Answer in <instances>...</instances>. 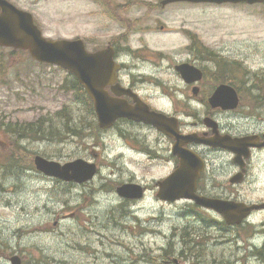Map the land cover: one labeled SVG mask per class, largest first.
I'll return each instance as SVG.
<instances>
[{"label":"rangeland","instance_id":"rangeland-1","mask_svg":"<svg viewBox=\"0 0 264 264\" xmlns=\"http://www.w3.org/2000/svg\"><path fill=\"white\" fill-rule=\"evenodd\" d=\"M14 1L34 14L48 38H82L92 50L121 37L133 53L129 61L138 63L136 73L156 72L172 84L178 81L167 68L188 57L191 36L231 52L243 80L244 69L249 71L241 112L264 119V102L257 101L252 80L264 71V4ZM0 55L12 58L10 64L0 63V73L5 69L0 76V124L37 122L47 128L45 138L25 139L18 147L0 128V264H11L14 254L30 264H264V258L248 253L252 248L244 240L225 236L217 218L213 224L186 200L157 198V182L175 167L165 156L169 150L162 152L163 158H151L124 147L115 131L102 138L95 114L66 88L72 78L65 70L11 48L0 49ZM143 92L157 108L169 107V97ZM67 123L80 135L68 133ZM146 133L150 141L161 137ZM161 145L169 147L166 141ZM36 155L61 164L84 158L96 162L99 172L88 182L66 183L37 170ZM124 182L153 189L143 199L125 203L116 192ZM252 245L262 247L264 237Z\"/></svg>","mask_w":264,"mask_h":264},{"label":"flooded vegetation","instance_id":"flooded-vegetation-1","mask_svg":"<svg viewBox=\"0 0 264 264\" xmlns=\"http://www.w3.org/2000/svg\"><path fill=\"white\" fill-rule=\"evenodd\" d=\"M9 1L18 6L14 0ZM107 46L114 48V59L119 66L116 82L140 95L151 109L180 117L179 133L192 136V139L183 146L199 155L205 165L198 179L197 194L219 200L226 205L225 209L219 212L214 209L196 207L212 220L217 218L218 226L225 236L237 242L244 240V243L252 248L248 253L258 256L257 246L252 244L257 238L264 237V119H252L251 114L241 112L243 84L236 66L237 59L231 56V52L212 48L196 39L195 36H191L186 52L188 57L175 59L173 65L167 68L170 75L171 71L174 72L178 81L172 84V82L164 81L163 77L156 72L143 70L136 73L135 70L139 69L138 63L129 61V59L134 60L132 58L134 56L124 48L121 37L109 40L105 46H97L93 50ZM0 49L10 48L0 45ZM11 49L13 52L21 51ZM10 58L5 59L0 55V63L10 64L12 63ZM182 63L201 69L202 77L193 81L184 79L175 69ZM223 63H229L231 67L224 69ZM4 72L5 69L1 71L2 74ZM222 84L232 86L238 93L240 104L237 108L225 109L211 104L210 97ZM148 89L170 98V105L165 111L157 108L143 92ZM107 90L113 94L111 86H107ZM121 97L130 104L135 103L134 97L129 93ZM146 130L161 137L156 141H150ZM111 131H115L117 137L123 140L124 147L127 146L130 150L145 153L150 157L162 158L164 157L162 152L169 150L170 154L165 156L168 161H174L175 166L178 165V158L169 149L176 143V139L165 135L155 126L122 118L118 119L111 129L101 130L100 136L105 138ZM198 140L211 142L199 143ZM134 141L136 145L133 144ZM163 141L169 143L168 148L161 145ZM95 155L99 156L97 153ZM145 188L148 191L153 189L148 185H145ZM124 202L134 201L124 199ZM191 213L196 218H201L199 213ZM228 218L236 222L230 223ZM215 222V220L212 221L213 224Z\"/></svg>","mask_w":264,"mask_h":264},{"label":"water","instance_id":"water-1","mask_svg":"<svg viewBox=\"0 0 264 264\" xmlns=\"http://www.w3.org/2000/svg\"><path fill=\"white\" fill-rule=\"evenodd\" d=\"M176 1L216 4L264 2V0H164L163 4ZM0 10V43L29 50L31 56L37 61L61 66L77 76L94 102L101 127L108 128L116 119L126 117L153 124L161 131L176 136L177 143L174 152L179 156L180 164L170 176L159 182L158 196L161 199L174 201L187 198L217 211L225 209L226 205L221 201L198 196L195 193L196 182L203 170V163L198 156L182 148L181 144L189 141L191 137L178 134L177 119L150 110L149 106L139 99L135 106L129 105L125 100L112 96L105 89V86L115 82L118 68L113 58L114 50L111 47L90 52L82 39L46 38L35 23L34 16L17 8L8 0H0ZM177 69L188 81L201 77V71L188 64L180 65ZM113 91L116 94L124 93L123 88L118 85L113 86ZM211 102L214 106L235 108L238 105V97L233 88L221 85L214 92ZM34 161L37 169L45 175L64 181L84 183L91 180L97 173V165L83 158L61 164L37 155ZM117 191L119 195L128 198H140L143 195L142 187L134 183L123 184L117 188ZM228 222L236 221L228 218ZM11 263L27 264L23 263L18 255L11 257Z\"/></svg>","mask_w":264,"mask_h":264},{"label":"trees","instance_id":"trees-1","mask_svg":"<svg viewBox=\"0 0 264 264\" xmlns=\"http://www.w3.org/2000/svg\"><path fill=\"white\" fill-rule=\"evenodd\" d=\"M245 72V77H247L244 82L250 77L248 76L249 71H244ZM253 82H255L257 85V90L258 94L256 95V99L259 103L264 102V71L258 72L257 74L254 75V78L252 79ZM251 81V80H250ZM252 82V81H251ZM254 84H252V87ZM68 90H73L75 93L74 96L76 97L77 100H80L82 103H84L87 107H89V110L94 113L93 109V104L91 101V98L88 96L86 90L84 89L83 85L78 82V80L73 77L71 84L66 87ZM68 115V113H66ZM66 126L69 127L71 131H68V133L74 135H80L79 131L75 129L74 127H70L69 124L67 123ZM0 129L3 131V133L12 139V144L14 146H17L23 142L25 139H41L45 138V131L47 128L43 125V123H37V122H32V123H12L10 121L9 123L2 122L0 124ZM50 130L53 131V129L50 126ZM47 132V131H46ZM53 134V132L49 133ZM41 136V137H39ZM61 138V137H60ZM17 159V158H16ZM15 160V158H14Z\"/></svg>","mask_w":264,"mask_h":264}]
</instances>
